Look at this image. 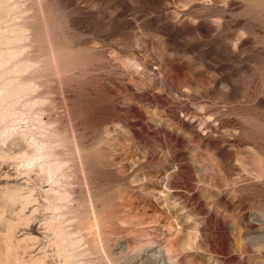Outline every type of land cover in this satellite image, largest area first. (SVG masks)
<instances>
[{
	"label": "rangeland",
	"instance_id": "rangeland-1",
	"mask_svg": "<svg viewBox=\"0 0 264 264\" xmlns=\"http://www.w3.org/2000/svg\"><path fill=\"white\" fill-rule=\"evenodd\" d=\"M0 264H264V0H0Z\"/></svg>",
	"mask_w": 264,
	"mask_h": 264
}]
</instances>
